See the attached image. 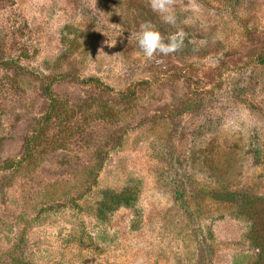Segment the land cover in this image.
Returning <instances> with one entry per match:
<instances>
[{
    "label": "rangeland",
    "instance_id": "obj_1",
    "mask_svg": "<svg viewBox=\"0 0 264 264\" xmlns=\"http://www.w3.org/2000/svg\"><path fill=\"white\" fill-rule=\"evenodd\" d=\"M174 11L148 59V0H0V264L255 261L213 192L264 195V0Z\"/></svg>",
    "mask_w": 264,
    "mask_h": 264
},
{
    "label": "trees",
    "instance_id": "obj_2",
    "mask_svg": "<svg viewBox=\"0 0 264 264\" xmlns=\"http://www.w3.org/2000/svg\"><path fill=\"white\" fill-rule=\"evenodd\" d=\"M125 193L126 191L104 190L101 212H105L106 209H115L122 203L130 204L134 198L132 195L128 197V194L124 196ZM213 197L219 201L234 203L238 213L249 220L248 238L257 250V258L252 264H264V195L247 190H217L213 192Z\"/></svg>",
    "mask_w": 264,
    "mask_h": 264
},
{
    "label": "clouds",
    "instance_id": "obj_3",
    "mask_svg": "<svg viewBox=\"0 0 264 264\" xmlns=\"http://www.w3.org/2000/svg\"><path fill=\"white\" fill-rule=\"evenodd\" d=\"M176 5L177 0H148V7L159 17L160 22L176 29L165 36L152 21L140 23L137 43L148 59H152L157 53L167 56L185 48L186 33L183 29L177 28L178 17L174 11ZM114 12L121 15L118 8L114 9ZM137 264L143 262L137 261Z\"/></svg>",
    "mask_w": 264,
    "mask_h": 264
}]
</instances>
